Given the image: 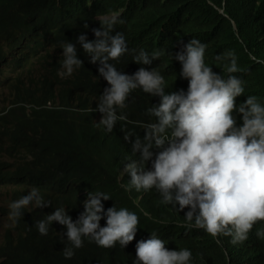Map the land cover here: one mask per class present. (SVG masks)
Segmentation results:
<instances>
[{"label":"trees","instance_id":"trees-1","mask_svg":"<svg viewBox=\"0 0 264 264\" xmlns=\"http://www.w3.org/2000/svg\"><path fill=\"white\" fill-rule=\"evenodd\" d=\"M108 16L114 17L103 19ZM32 21L46 32L61 33L54 43L59 52L82 32L91 40L93 25H111V34L122 33L129 51L110 63L129 75L140 67L155 69L172 91L188 88L174 54L181 42L197 39L206 45V65L225 79L231 62L227 54H234L240 71L232 75L244 87L236 98L237 108L248 96H256L264 106V0H0V191L11 190L0 193V264H134L137 243L153 233L169 250H190L189 264H264V236L258 235L264 221L254 225L247 240L233 244L230 236L213 237L196 228L185 218L189 209L181 212L179 205L163 203L155 188L138 191L130 184L124 166L140 157L123 137L130 132L133 140H143L145 123L155 121L148 115L155 105L152 99L140 95L116 108L126 120H118L109 132L95 111L108 87L98 65L82 58L69 81L32 79L24 68L28 37L37 33L29 25ZM141 50L160 56L150 66L135 64L133 56ZM149 166L151 161L145 165ZM54 182L64 185L68 215L84 211L89 192L110 197L102 201L105 210L116 206L137 214L135 240L125 248L119 242L104 248L83 237V247L68 259L63 250L71 245L64 226L53 222L46 236L35 227L54 210L32 202L19 219H9L10 203L32 189L44 200V185ZM100 223L106 226V217ZM27 230L33 234L30 241L15 240Z\"/></svg>","mask_w":264,"mask_h":264},{"label":"clouds","instance_id":"clouds-1","mask_svg":"<svg viewBox=\"0 0 264 264\" xmlns=\"http://www.w3.org/2000/svg\"><path fill=\"white\" fill-rule=\"evenodd\" d=\"M94 27H90L91 40L82 32L75 43L62 45L63 70L58 75H71L83 63L82 58L98 65L99 76L108 87L95 111L101 114L99 123L109 132L118 120H126V116L117 115L116 108L122 109L129 99L140 95L152 99L155 105L148 109V115L155 121L145 123L143 140H133L130 132L123 137L140 157L124 166L130 184L138 191L155 188L163 203L179 205L181 212L189 209L186 220L194 221L196 228L213 237L230 236L233 244L247 240L254 225L264 221V106L256 96H248L237 108L236 98L243 95L244 87L243 81L232 75L240 71L234 54H227L231 62L225 79L206 65V45L197 39L181 42L174 59L181 65L180 75L188 81V88L186 92L172 91L155 69L140 67L131 75L118 71L110 61L119 60L129 51L123 34L112 35L111 25ZM76 44L88 53L81 59ZM159 56V52L150 56L141 50L133 60L150 66ZM234 112L242 115V126H237ZM149 161L151 169L145 167ZM108 200L105 193L89 192L84 211L75 221L61 207L35 227L46 236L53 222L64 226L71 245L63 250L68 259L74 256V249L83 247V237H90L100 247L112 248L119 242L125 248L135 240L139 218L127 208L105 210L102 201ZM32 202L41 208L50 206L37 189H32L10 203L9 219H19L21 210ZM105 217L106 226L102 227L100 222ZM191 258L190 250H169L153 233L137 243L134 264H189Z\"/></svg>","mask_w":264,"mask_h":264},{"label":"bare ground","instance_id":"bare-ground-1","mask_svg":"<svg viewBox=\"0 0 264 264\" xmlns=\"http://www.w3.org/2000/svg\"><path fill=\"white\" fill-rule=\"evenodd\" d=\"M121 11H123V10H121ZM117 14H118V12H117ZM29 25L35 32H37L35 35L28 37V40H27L28 46L23 51V53L25 55L23 57V66H24V68H27L31 78L32 79L50 78V79L55 80V81H60V80L69 81L72 78L77 67L74 68V71L71 75H65L64 77H61L58 75V73L63 70L62 61H63L64 57L62 55V52H59L57 50L56 45L54 43L61 36V33L60 32L53 33L52 31L46 32V28L42 27L41 26L42 24L41 25L36 24L33 21L30 22ZM85 54H88V53L84 52L83 49L77 51V56L79 59H81L82 56ZM234 117L237 120V126L238 127L242 126V123H243L242 117H236V116H234ZM147 168L151 169V166H149ZM10 191L11 190H2V191H0V193H3V194L4 193H10ZM63 194H64V185L62 183H60V182L46 183L44 185V190H43L44 202L46 204L50 203L49 207H45L46 210H54L55 211V209L61 208V207L64 209H68L63 204ZM54 211H52L51 213H53ZM70 216L72 217L73 221H75L78 218L79 214L75 213L74 215H70ZM57 227H62V226L58 225ZM259 232L264 233V222H262L259 225ZM156 236H157V238L161 239L160 236H158V235H156ZM32 237H33L32 232L30 230H27L22 234H19V233L16 234L15 240H21V244H24V243L30 241L32 239ZM239 247L244 248L243 244H240Z\"/></svg>","mask_w":264,"mask_h":264}]
</instances>
